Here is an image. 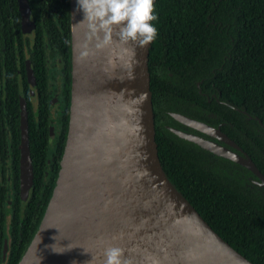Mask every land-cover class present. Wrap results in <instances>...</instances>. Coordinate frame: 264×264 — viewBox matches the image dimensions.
Segmentation results:
<instances>
[{"label": "trees", "instance_id": "1", "mask_svg": "<svg viewBox=\"0 0 264 264\" xmlns=\"http://www.w3.org/2000/svg\"><path fill=\"white\" fill-rule=\"evenodd\" d=\"M29 3L38 33L33 58L40 93L37 112L25 73L29 41L21 31L18 2L0 0V264L4 258L5 264H18L31 243L54 191L68 134L69 96L52 145L42 45L45 32L50 49L61 51L70 66V0ZM154 8L157 19L150 23L157 36L150 49L149 72L163 169L220 237L254 264H264V192L244 179L251 172L184 142L165 127L173 126L169 112L185 109L193 116L198 115L197 107L191 105H208L210 119L204 121L213 127L223 123L222 130L239 139L264 174V0H157ZM18 56L34 167L33 197L24 208L19 194ZM200 81L202 92L210 94L209 104L198 92ZM227 101L240 111L228 107Z\"/></svg>", "mask_w": 264, "mask_h": 264}, {"label": "water", "instance_id": "2", "mask_svg": "<svg viewBox=\"0 0 264 264\" xmlns=\"http://www.w3.org/2000/svg\"><path fill=\"white\" fill-rule=\"evenodd\" d=\"M17 2L22 33L33 46L36 25L29 0ZM82 19L77 0H70L68 137L45 214L18 264H104L109 247L123 250L124 264H254L212 229L163 169L149 72L154 40L143 47L114 42L97 49L95 39H88L86 25L79 23ZM25 55L30 99L37 112V80L26 46ZM18 72L19 194L24 208L33 197L34 167L27 101ZM173 117L234 145L220 128ZM177 134L248 169L264 189V175L249 157Z\"/></svg>", "mask_w": 264, "mask_h": 264}, {"label": "clouds", "instance_id": "3", "mask_svg": "<svg viewBox=\"0 0 264 264\" xmlns=\"http://www.w3.org/2000/svg\"><path fill=\"white\" fill-rule=\"evenodd\" d=\"M77 11L83 12L79 23L86 25L88 39H95L97 49L114 42L143 47L157 36L150 23L157 19L154 0H77ZM104 256V264H124L119 247L107 248Z\"/></svg>", "mask_w": 264, "mask_h": 264}, {"label": "flooded vegetation", "instance_id": "4", "mask_svg": "<svg viewBox=\"0 0 264 264\" xmlns=\"http://www.w3.org/2000/svg\"><path fill=\"white\" fill-rule=\"evenodd\" d=\"M18 9H19V6H18ZM20 24H21V14H20ZM35 25H36V22H35ZM21 31H22V29H21ZM43 36H44V41H43L42 47H43L44 55H45L47 76L49 78V84H48L47 90H48V104H49V108H50L49 109V112H50L49 116L51 118V123H50L51 124V126H50V141L52 142V145H54L55 142H57V139H58L57 138L58 137L57 136V132L59 131V133H60V127H61L60 126V121L62 120L63 113L65 112V106H66V103H67L68 96L70 98L69 102L71 104L72 59H71V62H69L70 63V66H69L68 62H66L65 56L61 53V51H56L57 52L56 53L55 51L50 49L49 42L47 40V34L45 32L43 33ZM23 37L26 38L27 42L29 41L28 37H26L24 35H23ZM35 37L36 38H35L33 46H31L30 42H28V46H26L27 53H28V55L30 57V61H31L32 66H34L33 58L35 56V48H37V46H36L37 39H38L37 25H36ZM50 65H53L56 68L61 67L60 68L61 77H60V81H59L60 85L58 87L59 89H57L58 94H54V92H55L54 89L55 88H53V87L51 88V82H50V77L51 76L49 74V66ZM19 69H20V73H21V64H20V68ZM19 69H18V71H19ZM25 73H26V64H25ZM18 74H19V72H18ZM21 76H22V73H21ZM171 76H172V74H171ZM26 77H27V73H26ZM2 79H3V77H2ZM27 83H28V81H27ZM201 84H202V81L196 82V86L198 88V92L200 94H202V96L205 98V102L207 104H209V102H210V96L209 95L210 94H209L208 91L202 92ZM28 89H29V86H28ZM37 90H38V87H37ZM39 100H40V93H38V108H39V104H40ZM198 103H194L193 105H191V104L190 105H191V107L194 110H195V107H197L195 111L198 113V115L201 113V116H198L196 113L193 116H191L192 114H189V113L185 114L184 113L186 111L185 109L182 110L183 112L182 111L181 112H169L170 116L174 120L173 126L166 125L165 127L167 129H169L170 132L175 134L177 136V138L183 140L184 142L193 143L196 146L200 147L202 150H205V149H203L198 144L190 141L189 139L181 138L180 135L177 134V132H179L181 134H185V135H191L193 137H198V138H201V139H204V140H207V141H211L213 143H217L220 146L226 148L227 150H229L231 152H234V153L239 154L241 156L245 155V156L249 157V155L245 152V150L242 149V147L240 146L239 139H234L233 140L226 132H224L222 130V127L224 126L223 123H220L217 127H214V128H216V129L220 128L222 133L225 134L234 145L225 143L222 140L217 139L215 137H211L208 134H205V133H203L201 131H198V130L192 128L191 126L184 124L179 119H176L175 117H173L174 115H177V116H181V117H184V118H188V119H190L192 121H197L199 123H203V124L211 126L208 121H204V120H209L210 119V111H209L208 105H204V104H202L200 102H198ZM225 103H226V105L228 107H230L232 109H235L236 111H240V109L238 108L237 104L231 103L230 101H227ZM182 106H183V108H186V106H188V105H182ZM194 116H197V117H194ZM249 119H251V118H249ZM68 120L70 121V106H69V119ZM69 121H68V128H69ZM229 125L231 126V124H229ZM211 127H213V126H211ZM262 135L264 136V133H262ZM67 137H68V134H67ZM220 158H224V157H220ZM224 159H226V158H224ZM226 160H229V159H226ZM229 161H231V160H229ZM231 162H233V161H231ZM233 163H234V165H239V164H237L235 162H233ZM9 169L10 168H9V165H8V170ZM251 174L252 175L244 176V179L246 180V182L248 183L249 186H255V187H259L260 188V186L258 184L259 183V178L256 175H254L252 172H251ZM261 190L264 192L263 188Z\"/></svg>", "mask_w": 264, "mask_h": 264}, {"label": "rangeland", "instance_id": "5", "mask_svg": "<svg viewBox=\"0 0 264 264\" xmlns=\"http://www.w3.org/2000/svg\"><path fill=\"white\" fill-rule=\"evenodd\" d=\"M60 68H56L53 65L49 66V74H50V82H51V88H55L54 89V94H58L57 89H59V85H60V77H61V72H60ZM56 96V95H55ZM59 96V95H58Z\"/></svg>", "mask_w": 264, "mask_h": 264}]
</instances>
